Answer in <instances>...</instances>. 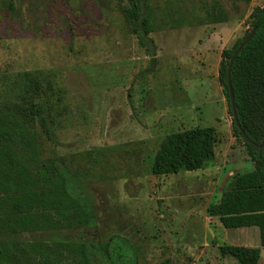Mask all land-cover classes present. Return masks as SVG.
<instances>
[{
	"label": "rangeland",
	"instance_id": "obj_1",
	"mask_svg": "<svg viewBox=\"0 0 264 264\" xmlns=\"http://www.w3.org/2000/svg\"><path fill=\"white\" fill-rule=\"evenodd\" d=\"M148 1L156 30L144 45L127 0H0V109L30 119L39 112L42 158L91 175L96 242L128 239L139 264H218L215 244L255 246L242 243L243 230L212 224L200 194L209 191L217 202L255 168L234 131L219 73L223 52L253 31L264 0ZM215 3L226 22H213ZM46 119L58 144L48 139ZM206 127L217 143L204 170L153 174L168 135ZM82 237L80 229H61L0 242Z\"/></svg>",
	"mask_w": 264,
	"mask_h": 264
},
{
	"label": "trees",
	"instance_id": "obj_2",
	"mask_svg": "<svg viewBox=\"0 0 264 264\" xmlns=\"http://www.w3.org/2000/svg\"><path fill=\"white\" fill-rule=\"evenodd\" d=\"M127 1L138 38L147 45L149 34L156 30V14L148 0ZM210 15L214 23L227 21L218 3L212 6ZM181 25V21H175V27ZM253 31V38L237 56L231 70L238 119L248 139L233 119L228 67L249 33L223 52L219 82L228 101L234 131L245 143L255 168L238 176L220 202L209 205L207 213L219 217L226 229L257 227L264 248V149L259 148L264 142V7L256 14ZM37 115L30 119L25 113L0 109V236L80 229L83 237L78 242L29 246L0 242V264H25L23 258L28 259V264H139L128 239L113 236L108 242H96V217L88 185L91 175L70 169L61 159L42 158ZM45 121L49 124L48 139L58 144L51 121ZM216 143L212 127L170 134L155 156L153 174L169 176L204 170L215 156ZM227 252L240 264H260L259 248L231 247Z\"/></svg>",
	"mask_w": 264,
	"mask_h": 264
},
{
	"label": "crops",
	"instance_id": "obj_3",
	"mask_svg": "<svg viewBox=\"0 0 264 264\" xmlns=\"http://www.w3.org/2000/svg\"><path fill=\"white\" fill-rule=\"evenodd\" d=\"M209 194H210L209 191H205V192L200 194V196H202V198H203V201L201 203L202 204L204 203L203 205H200V206L202 208L206 209V212H207L209 205L217 204L221 200L220 199L217 202H210L211 198H213L214 196H213V194H210V195ZM222 195H223V192H222ZM205 199L207 201H205ZM207 216H208L207 217L208 220L212 224H216L218 229H219V226H223L219 217H210L208 215V213H207ZM240 230H243V232H244V238L241 240L242 243H244L245 245H248L249 243H254L255 246H241L242 244H239L240 246H236L237 244H228V243H224L223 245L215 244L214 246H215V248L219 249V252H217L216 255H213V254L212 255H213V260H216L218 262V264H224L223 261H225L226 263H230L233 258L236 259L234 256H232L230 253L227 252L228 248H231V247H247V248H259L260 249V247H262L261 241H260V233H259V229L257 227L241 228ZM250 230H252V232ZM197 258H198V261L202 260L203 259L202 254L197 255Z\"/></svg>",
	"mask_w": 264,
	"mask_h": 264
},
{
	"label": "water",
	"instance_id": "obj_4",
	"mask_svg": "<svg viewBox=\"0 0 264 264\" xmlns=\"http://www.w3.org/2000/svg\"><path fill=\"white\" fill-rule=\"evenodd\" d=\"M253 36H254V31L249 33V35L242 41V43L239 45V47L235 51L234 55L232 56V58L230 60V63H229V67H228V88H229L230 102H231V106H232L233 119H234V122H235L237 128L239 129V131L242 133V135L246 139H248V136L246 135V133L244 132V130H243L241 124H240V121L238 119L237 110H236L235 98H234L232 82H231V70H232V66H233L237 56L244 49V47L251 41ZM259 148L260 149H264V142L259 146Z\"/></svg>",
	"mask_w": 264,
	"mask_h": 264
}]
</instances>
